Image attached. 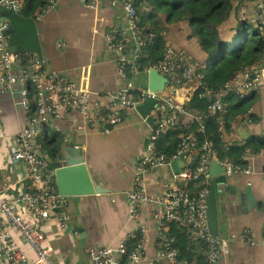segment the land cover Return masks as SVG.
Returning a JSON list of instances; mask_svg holds the SVG:
<instances>
[{
  "label": "built area",
  "instance_id": "2783aa9c",
  "mask_svg": "<svg viewBox=\"0 0 264 264\" xmlns=\"http://www.w3.org/2000/svg\"><path fill=\"white\" fill-rule=\"evenodd\" d=\"M58 1L48 0L47 8L38 18ZM80 1L93 9L98 8L102 1H109L112 5L119 6L125 19V27H112L104 34L107 48L116 54L117 71L125 80L122 89L106 94L105 104L97 101L96 94L87 83L75 85L62 72L45 70L35 56L27 64L21 65V57L10 48L9 24L0 19V93L11 91L16 83H20L22 88L19 92V105L27 114L9 154L11 163L24 166L26 188L12 196L0 194V264H26L30 254L41 264H59L54 261L45 245L43 226L54 213L60 224L64 222L66 198L59 195L51 183L53 173L48 168L39 143L43 127L50 120L63 119L70 112H76L91 134L107 135L136 112L138 104L149 98L157 99L149 113L153 127L145 140V156L139 161L131 188L125 192L124 197L128 202L130 219L137 217L141 207H152L151 215L161 249L154 257L146 259L143 239L140 237L132 250L128 251L129 241L137 235L135 232L117 246L89 248L88 258L91 264H122L124 257H127V264H140L143 260H146V264H188L178 262V251L174 247V239L169 235V225L177 223L190 240H198L204 244V264H219L228 244L219 234L209 232L206 218L209 163L211 159H216L214 142L203 136V142L199 144L194 134L184 132L179 136L176 152L168 158L157 153L156 141L169 130L182 126L183 117L188 114L185 104L190 100V92L199 88L201 97L207 99V103L204 114L201 118L195 116V121L202 118L208 120L215 127L217 139L229 145V133L223 123L228 107L227 98L232 93L240 97L247 96L260 87L264 80V66H247L235 73L222 88L211 91L203 83L202 70L205 66L192 63L181 52L167 46L157 63L140 71L137 61L141 50L152 46L155 39L152 32H145L139 24V13L149 10L147 0ZM21 3V0L0 1L1 6L16 13L20 11ZM244 14L240 16V20L260 30L264 39V0L253 4L250 18ZM16 64H20L17 71ZM150 69L157 70L167 78L163 91L153 93L147 87L136 85L137 75ZM142 121L145 122V119ZM242 121L248 126L252 124L248 118H239L233 126ZM200 132L204 133L203 126L200 127ZM262 137L264 139V135ZM257 155L264 157V149ZM178 158L183 164L179 174L172 173L170 180L159 182L161 192L147 193L142 173L160 167L170 169L171 162ZM251 158L252 155L243 158L247 162L243 169L228 160H216L224 167L226 178L230 179L235 175H250ZM199 180L204 185L197 192H192L188 184ZM177 181L186 185L179 187ZM218 193L222 194L221 187L218 188ZM11 230L25 243V248L11 235ZM242 235L245 243L253 244L250 230H243Z\"/></svg>",
  "mask_w": 264,
  "mask_h": 264
},
{
  "label": "crops",
  "instance_id": "0c3cea01",
  "mask_svg": "<svg viewBox=\"0 0 264 264\" xmlns=\"http://www.w3.org/2000/svg\"><path fill=\"white\" fill-rule=\"evenodd\" d=\"M36 20L42 60L34 56L45 70L62 72L75 85L87 83L96 94L97 101L103 104L106 103L107 93L123 88L125 80L117 71L116 54L104 42V34L112 27H125L119 6L102 1L98 8L93 9L80 0H59ZM178 25L180 23L167 25L163 34L167 46H174L185 53L187 47L175 39L185 29ZM201 53L203 64L196 63L199 66L204 65L206 58L204 52ZM29 60L27 56L21 65L27 64ZM259 65L264 66V61ZM19 66L15 65L16 71ZM135 80L137 86L146 88L148 73L138 74ZM21 88L22 85L16 83L11 91L0 93V194L5 196L16 195L26 188L24 166L13 164L9 159L13 140L23 127L27 115L19 105ZM197 91L199 99H205L201 97L199 88L190 92V99ZM251 94H254L255 99L250 112L258 121L249 125L250 134L263 136L264 80ZM195 116L192 113L185 115L182 126H191ZM233 128L234 132L228 137L229 142L240 140L239 124ZM150 130L151 127L136 112L107 135L91 134L76 112H70L63 119L50 120L43 127L39 143L46 157L52 158L53 150L65 140H70L82 149L92 179L108 190L103 194L66 198L62 224L57 214L51 215L43 226V233L45 245L55 262L91 264L87 255L89 248L117 246L135 232L143 239L146 259L154 257L161 249L151 215L152 207H141L137 217L130 219L128 202L124 197L131 188L139 161L145 156V140ZM250 162V175H235L220 186L219 235L227 241L228 247L220 257L219 264H264V157L252 155ZM171 177L172 171L168 167L142 173L149 194L161 192L159 182L170 180ZM176 184L179 187L186 185L181 181ZM247 185L251 186L254 196L252 210L246 208L244 190ZM245 229L250 230L252 245L243 240L242 232ZM11 235L25 248V243L14 230H11ZM190 246L192 248L194 244ZM194 253L204 254V251L195 249ZM123 259L121 263L127 264V257ZM26 264L41 263L30 254ZM140 264H146V260Z\"/></svg>",
  "mask_w": 264,
  "mask_h": 264
},
{
  "label": "trees",
  "instance_id": "16d2710c",
  "mask_svg": "<svg viewBox=\"0 0 264 264\" xmlns=\"http://www.w3.org/2000/svg\"><path fill=\"white\" fill-rule=\"evenodd\" d=\"M21 9L18 12L23 18L36 20L38 15L47 8L48 0H21ZM258 0H147L149 10L139 13V24L145 32L155 35L152 46L141 50L137 61L139 70L157 63L163 56L167 47L166 37L163 34L167 25L184 21L191 35L199 42L201 50L206 55L202 70L203 83L211 91H217L224 86L232 76L247 66L260 64L264 61V39L260 30L250 23L239 20L231 39H224L220 35L221 27L231 19V13L238 16L239 8L249 2L255 4ZM254 32H250V29ZM197 91L185 104L188 113L202 117L205 112L207 99H199ZM254 94L240 97L232 93L227 98V111L223 118L225 130L230 134L234 132L233 123L239 118L258 121L250 112L254 104ZM203 126L204 133L200 132ZM189 132L194 134L199 144L203 136L209 137L213 142L215 158L223 162L228 160L240 169L245 168L247 162L243 159L247 155H257L264 149L262 136L250 135L246 140L230 142L229 145L217 139L215 127L206 119L194 121L187 128L169 130L156 141L158 154L170 158L174 155L179 142V136ZM227 146V147H226ZM188 188L197 192L204 184L200 180L190 182ZM169 235L174 239V247L178 251V262L188 264H204L205 246L201 241H191L185 230L177 223L169 225ZM140 236L129 241L128 251L135 246ZM187 238V239H186ZM192 242V243H190ZM193 245L190 248V245ZM195 249L204 251V254L194 253ZM126 259L124 257L123 261Z\"/></svg>",
  "mask_w": 264,
  "mask_h": 264
},
{
  "label": "water",
  "instance_id": "95a60500",
  "mask_svg": "<svg viewBox=\"0 0 264 264\" xmlns=\"http://www.w3.org/2000/svg\"><path fill=\"white\" fill-rule=\"evenodd\" d=\"M1 1V0H0ZM0 19L6 20L9 24L8 32L10 37V48L18 54L22 60L28 57L37 56L42 60V51L37 29V20L23 18L18 13L0 5ZM147 88L149 92L157 93L164 89L167 78L158 73L155 69L148 70ZM156 98H149L145 102L138 104L135 108L136 113L145 119V123L153 127V120L149 115ZM238 134L240 140L250 137L249 126L242 121L239 124ZM45 154V150H42ZM48 168L53 173L51 183L55 185L57 193L65 198L74 196H87L93 194H103L108 190L103 188L101 183L95 182L84 161L83 151L80 146L73 144L70 140H65L53 150V157L45 156ZM183 164L180 159L171 162L170 169L173 174H179ZM210 182L207 196V226L211 234H219V193L218 188L225 185L227 178L224 175V167L216 159H211L208 171ZM246 208L252 210L254 206V196L250 185L244 190Z\"/></svg>",
  "mask_w": 264,
  "mask_h": 264
},
{
  "label": "rangeland",
  "instance_id": "374dc122",
  "mask_svg": "<svg viewBox=\"0 0 264 264\" xmlns=\"http://www.w3.org/2000/svg\"><path fill=\"white\" fill-rule=\"evenodd\" d=\"M252 6H253V4H250L249 2H247L244 5H242L241 8H239L238 16H236V15L234 16V14L231 13V15H232L231 19L226 21L224 24H222L223 26L221 27V30H220V35L222 38H224V39H231L232 38L236 24L240 20V16L243 13H245L244 15H247V17H249V18L251 17ZM179 23H180V25H178V26H181L182 29H184V28L185 29L182 32H179V34L176 35L175 39H177L178 43H183V46L187 47L186 48L187 51L185 53H183L182 51L181 52L184 54V56L188 60H191L195 64L197 63V64L201 65V62L203 64V56H201L202 51L200 52L199 42H197V39L191 35V31L189 32L190 29H188V26L186 25V23L184 21L179 22ZM252 31L254 32V30L251 28L250 32H252ZM189 39H191V40H189ZM172 47L175 49L174 46H172ZM176 50H178L180 52L179 49H176ZM191 57H193V58L191 59ZM43 138H44V136L42 137V139Z\"/></svg>",
  "mask_w": 264,
  "mask_h": 264
}]
</instances>
